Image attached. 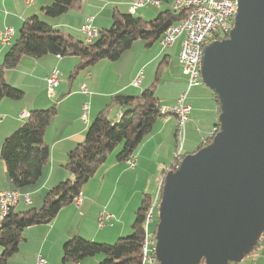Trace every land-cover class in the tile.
<instances>
[{
    "label": "crops",
    "instance_id": "1",
    "mask_svg": "<svg viewBox=\"0 0 264 264\" xmlns=\"http://www.w3.org/2000/svg\"><path fill=\"white\" fill-rule=\"evenodd\" d=\"M53 0H35L26 5L23 0H0V30L11 26L14 30L12 41L18 35L24 19L37 15L52 27L61 29L78 39H84L80 26L87 17L97 30L110 27L112 12H129L133 0H77L69 10L59 16H46L42 7ZM173 0H162L163 9L152 5L137 8L133 15L145 20H152L166 9H171ZM11 41V42H12ZM167 51L165 63L157 70L166 77V96L159 91L157 102L161 105L173 104L180 92L187 86V78L182 74L178 62L180 41ZM9 45L0 42V62ZM146 46H130L117 60L102 59L92 66L79 71L72 79L69 72L78 61L75 56L45 54L39 57L22 55L13 68L4 71L5 81L23 91L21 99H0V146L3 139L16 130L25 118L19 114L33 109H45L53 104L56 113L47 125L43 140L49 146V159L43 167L39 180L22 190L15 211L38 208L42 204L45 192L58 182L72 178L63 167L68 152L81 142L87 128L95 115L110 98L118 93L136 95L142 89L157 82L158 78L146 72L149 65L161 55L156 51L145 56ZM166 70L160 71L162 67ZM56 67L59 72V83L51 92L47 88L45 77ZM142 72L141 77L139 74ZM153 76V77H152ZM139 77V83L134 80ZM85 84L87 93L81 91ZM88 102L86 118L81 117V106ZM186 103L190 106L188 121L185 125L184 142L181 155L198 149L202 140L211 134L218 117V104L210 89L203 85L191 87L187 93ZM120 107L109 108L108 117L116 120ZM175 117L163 120L158 117L152 130L134 150L136 164L127 166L119 160L116 153L119 148L109 153L103 162L81 188L80 204L70 203L63 206L47 223L28 226L22 231V240L18 249L9 256L5 264H35L38 255L44 257L47 264H98L101 254L85 257L79 262H62V247L66 240L79 235L89 240L112 243L116 238L131 232L134 212L140 205L144 193L152 196L158 190L162 171L168 168L174 158ZM13 188L5 168L0 161V190ZM23 194H28L29 202L25 203ZM110 212L111 224L100 227L97 223L98 213ZM0 246V253H1ZM239 264H264V233L257 247L241 259Z\"/></svg>",
    "mask_w": 264,
    "mask_h": 264
},
{
    "label": "water",
    "instance_id": "2",
    "mask_svg": "<svg viewBox=\"0 0 264 264\" xmlns=\"http://www.w3.org/2000/svg\"><path fill=\"white\" fill-rule=\"evenodd\" d=\"M200 74L219 129L163 177L155 264L239 262L264 232V0H237L227 36L203 47Z\"/></svg>",
    "mask_w": 264,
    "mask_h": 264
},
{
    "label": "trees",
    "instance_id": "3",
    "mask_svg": "<svg viewBox=\"0 0 264 264\" xmlns=\"http://www.w3.org/2000/svg\"><path fill=\"white\" fill-rule=\"evenodd\" d=\"M76 1L53 0L42 7V11L46 16H59L67 12ZM183 16L181 12L166 9L159 12L154 19L145 20L129 12H120L115 9L112 12L110 27L99 29L97 35L89 42L52 27L37 15L29 16L23 20L18 35L10 43L0 62V99L22 98L23 91L8 84L3 76L4 71L13 68L22 55L75 56L78 61L68 76L72 79L79 71L92 66L99 60H117L137 39L142 40L144 45L149 47L158 41L167 26L178 22ZM165 60L166 56H163L159 67L165 63ZM157 76L158 72L155 78ZM154 86L155 84L152 83L136 95L123 93L113 95L109 103L98 111L89 124L84 139L67 154L63 167L70 172L72 178L60 181L48 189L40 207L21 211L11 208L8 214L0 219L2 248L0 264H5L7 258L17 251L19 242L23 238L24 228L49 222L63 206L72 203L73 198L81 192L84 183L105 162L109 153L119 146L116 157L124 160L149 135L153 123L160 117L157 108L160 104L157 102ZM213 97L217 103L214 94ZM113 105L121 109L116 120L108 117L109 108ZM55 113L54 104L45 109L30 110L21 125L3 139L0 146V159L13 188L22 190L39 180L42 169L49 159V146L44 142L43 135ZM218 129L217 122L211 134L204 138L198 149L208 144ZM178 164L179 162L173 158L168 168L162 171L161 186L166 172L175 169ZM152 197L148 193L143 194L140 205L134 212L129 234L118 237L112 243L89 240L75 235L63 244L62 262L76 263L85 257L101 254L102 259L98 264H141L143 219ZM156 222L154 218L151 224L153 231H155ZM259 239L244 256L257 247ZM200 264H204V261L201 260Z\"/></svg>",
    "mask_w": 264,
    "mask_h": 264
},
{
    "label": "built area",
    "instance_id": "4",
    "mask_svg": "<svg viewBox=\"0 0 264 264\" xmlns=\"http://www.w3.org/2000/svg\"><path fill=\"white\" fill-rule=\"evenodd\" d=\"M26 5H31L35 0H23ZM162 0H133L129 7V13L137 8L152 5L159 7ZM171 9L184 14L183 18L176 23L170 24L165 28L158 39V43L162 47H169L181 37L180 48L178 52V62L183 75L187 78L186 88L180 92L176 101L170 105H158L160 118L168 119L170 116L175 117V140L177 147L174 150V160L180 162L182 155V146L185 135V125L188 121L190 106L186 103V97L189 89L194 86L203 85L200 74V59L204 45L211 41L225 38L232 27L234 16L237 9V0H173ZM91 17H87L85 22L80 26V31L84 35V40L89 42L97 35V28L91 24ZM14 30L11 26H5L0 30V42L10 45ZM59 70L54 67L45 77L49 92L59 83ZM135 85L139 83V77L133 82ZM81 91L87 93L85 84L81 85ZM88 102H83L81 106V117L86 118ZM28 112L22 111L19 116L25 118ZM120 116V114L118 115ZM204 140V139H203ZM202 140V141H203ZM124 162L128 167L133 168L136 164L135 155L129 154ZM161 190V181L157 192L152 197L151 203L145 211L143 219V240L141 242V264H155V231L150 229V225L154 221L155 210L159 202V193ZM21 194L15 188L0 190V219L4 218L9 210L13 208L19 201ZM25 203L29 202L28 194H23ZM82 201L81 193L77 194L72 203L80 204ZM113 215L110 212L102 210L98 213L97 223L100 227L111 224ZM35 264H47V261L41 255H38Z\"/></svg>",
    "mask_w": 264,
    "mask_h": 264
},
{
    "label": "rangeland",
    "instance_id": "5",
    "mask_svg": "<svg viewBox=\"0 0 264 264\" xmlns=\"http://www.w3.org/2000/svg\"><path fill=\"white\" fill-rule=\"evenodd\" d=\"M160 8H158L157 10H159V9H163V5H161V6H159ZM61 30V29H60ZM180 41L181 40V37L180 38H178L175 42H174V44L172 45V46H176V42L177 41ZM131 46H145L144 45V43H143V41L142 40H140V39H137V40H135L133 43H132V45ZM172 48L171 47H162V46H160V44L158 43V41H155L154 43H152L149 47H147V52L148 53H145V56L144 57H147V56H149V55H153V53H156V51H160V53H161V55L159 56V58L157 59V60H155V61H153V63L151 64V65H149L148 66V68H147V70H146V72L148 73V72H150L151 73V75H156V73H157V70H158V68H159V64H160V62H161V59H162V57L164 56V54L167 52V51H170ZM168 66H166V65H164L163 67H162V69H161V71H160V74H161V72L162 71H164V70H166V68H167ZM141 75H142V72L139 74V76L141 77ZM153 77V76H152ZM160 79H159V76H157V82H154V84H155V86H154V93H155V96H156V94H157V92L159 91V93L160 92H162L165 96H166V93L169 91V90H171V89H169V90H166L167 89V81H166V77H165V75L164 74H162V75H160ZM203 86H205V85H203ZM206 88H208L207 86H205ZM209 89V88H208ZM23 97V96H22ZM119 147V146H118ZM118 147H116L115 149H117ZM178 149L179 148V145H178V147H177V143H176V140H175V147H174V150L175 149ZM114 149V150H115ZM113 150V151H114ZM112 151V152H113ZM0 161H1V159H0ZM2 162V161H1ZM154 218H155V220L157 221V213L155 214V216H154ZM150 229H153V226L151 225L150 226ZM117 239V238H116ZM115 241V240H114ZM100 242V241H99ZM241 262H243L242 260H241ZM237 264H239V263H237ZM244 264V263H243Z\"/></svg>",
    "mask_w": 264,
    "mask_h": 264
}]
</instances>
